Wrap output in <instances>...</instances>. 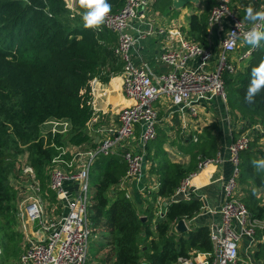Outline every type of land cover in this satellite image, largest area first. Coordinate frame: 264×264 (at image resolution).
I'll return each mask as SVG.
<instances>
[{"label":"trees","instance_id":"obj_1","mask_svg":"<svg viewBox=\"0 0 264 264\" xmlns=\"http://www.w3.org/2000/svg\"><path fill=\"white\" fill-rule=\"evenodd\" d=\"M230 1L244 5L238 13L246 21H249L245 18L247 8L262 10L259 0ZM172 2L155 0L154 7L164 12L170 9ZM216 2L204 0V10L190 16L188 35L203 45L207 44L209 15ZM107 3L115 12L123 7L125 0H107ZM80 8L79 5L69 8L65 0H0V209L13 208L12 212L16 208L12 204L16 191L8 181V173L15 169L19 140L29 144L31 163L41 184L43 199L59 204L49 187L48 169L60 153L65 135L48 132L45 146L44 140L40 139L41 125L52 118L68 119L72 124L70 133L73 132L70 142H90L87 128L94 116L93 80L108 82L123 70L124 62L115 51L117 34L101 27L86 29L83 20L86 10ZM261 61H264V40L234 73L226 72L224 80L230 112L246 118L253 132L249 147L240 153L238 183L245 193L242 200L253 217L264 219V201L259 196L260 190H264V168L253 164L254 160L264 159L261 143L264 137V87L252 103L245 100L252 78L251 69ZM257 124L261 125V131L253 128ZM213 129L214 124H209L197 140L188 138L177 144L190 156L187 164L170 160L163 148L166 135L157 131L156 138L148 144V158L160 183L157 190L149 193L152 200L147 202L145 220L124 189L114 192V200L108 197V192L127 172L122 154L96 157L91 167L93 177L90 175L96 183L93 191L95 214L91 218L96 224L103 218L111 227L115 258L110 264H141L143 256L149 264H176L180 256H189L193 251H213L208 226L190 228L186 232L173 229L180 219L190 220L200 211L199 199L170 200L166 212L154 222L158 199H171L181 182L201 161L218 154L219 138ZM64 157L67 159L68 155ZM257 235H264V229L258 230ZM0 246L3 245L0 243ZM3 254L6 255L5 247L0 256ZM12 254L17 256L18 252ZM256 255L264 259V242L259 245Z\"/></svg>","mask_w":264,"mask_h":264},{"label":"built area","instance_id":"obj_2","mask_svg":"<svg viewBox=\"0 0 264 264\" xmlns=\"http://www.w3.org/2000/svg\"><path fill=\"white\" fill-rule=\"evenodd\" d=\"M154 2L155 0H125L118 11L110 10L100 26L117 34L115 51L124 62L123 90L134 102L119 111L117 127L108 131L94 128L97 132L106 133L98 145L89 147L85 152H77L71 160L64 157L67 155L64 151L53 158L49 187L55 192L63 210L51 223L45 218V200L36 170L30 164L24 166V172L32 178L35 185L33 192L24 196V205L17 215L33 224L31 235L34 233V236L28 237V243L20 256V264H87L88 240L94 231L89 217L90 175L96 157L99 154L121 153L128 166L121 183L140 180L147 146L157 136L159 114L154 102L166 97L174 106L188 110L192 116L198 114L194 99L217 96L226 103L224 74L234 73L239 62L247 59L261 46L262 40L259 47L248 45L244 40V33L254 27L264 31V21H246L240 17L230 0H217L211 9L208 26L226 21L227 29L221 38L219 54L214 57L210 47L178 31L179 48L167 50L160 57L171 69L154 78L147 64L139 66L132 61L130 49L134 45V38L126 31L131 21L144 14L140 15V8L143 7L146 12L154 6ZM78 5V0H74L73 8ZM238 50L242 52L235 61L232 55ZM190 61H195V64L189 65ZM97 81L98 79H94L93 84ZM96 121L97 118L93 116L89 126H94ZM47 122L55 125L50 124L49 132L53 134L65 133L72 128L68 119L52 118L44 123ZM57 124L58 127L55 128ZM253 128L259 130L258 125ZM138 130L141 150L136 152L122 149V144L134 137ZM250 130L243 131L229 147V161L233 169L225 183V201L219 210L221 222L211 230L214 249L201 264H238L241 237L255 236L257 230L264 229V219L253 217L242 198L236 196L240 153L252 141ZM222 161L220 154L201 161L197 169L181 182L175 195L187 196L192 178L210 164ZM177 263L195 264L191 256H180Z\"/></svg>","mask_w":264,"mask_h":264},{"label":"crops","instance_id":"obj_3","mask_svg":"<svg viewBox=\"0 0 264 264\" xmlns=\"http://www.w3.org/2000/svg\"><path fill=\"white\" fill-rule=\"evenodd\" d=\"M259 1L261 3L260 7L263 10L264 0ZM230 2L232 6L234 5L236 7L237 11L244 7L239 1ZM203 10L195 11L194 13L199 14ZM190 16L187 23L184 16L181 15L178 19L173 18L166 14L165 11L161 12L157 10L154 6L147 9L146 12L144 10V14L131 21L126 30L134 38V45L130 49L132 61L139 66L147 64L154 78L159 77L163 72L169 71L171 67L160 59L161 54L167 50L179 48L178 31L184 34V36L190 37L188 35L190 29ZM226 29V21L208 26V33L205 37L207 44L205 46L212 49L214 57L220 52L221 38L225 35ZM239 55H237L236 52L232 57L236 61ZM194 64L195 61L189 62V65ZM92 90L94 117L97 118V121L94 123V126H89L87 128V132L91 138V141L88 142L89 147H95L106 136V133L97 132L94 128H101L108 131L117 127L119 125V111L134 102L124 93L122 72L113 76L108 82L98 80L93 84ZM158 101L159 102L155 105L159 114L157 131L161 130L166 135L167 139L163 148L168 153L170 160L182 164L189 163L190 156L181 151L177 144L188 138L197 140L199 135L204 134L209 124H214V129L212 131L218 135V154H220L223 161L221 163L210 164L194 176L191 180L192 186L187 196H177L174 193L171 199L159 198L155 206L156 217L154 222L166 212L167 205L164 204L165 202L169 203L170 200L177 201L180 199H199L202 204L200 211L190 220H186V224L189 229L205 225L212 230L221 222L219 210L225 201V183L233 169L229 161V147L243 131L250 130V124L246 118L232 115L228 103H225L217 96L210 99H194L198 108L197 116H192L186 109L181 110L177 108L166 97ZM257 125L261 131V125ZM250 131L253 133L252 130ZM139 135L140 131L138 130V133L123 143L121 148L139 152L141 150V146L138 143ZM262 139H264V137ZM148 153L147 146L143 162V176L140 180L121 183V179L120 182L108 192V197L114 200L116 196L114 192L119 189H125L127 191V196H129L130 199L133 198L136 206L139 207L138 211L143 217H146L144 212L147 207V202L152 200L149 193L157 190L160 183L159 176L152 170L153 163L148 158ZM244 195L245 193L242 187L238 185L236 196L243 198ZM259 196L264 201V190H260ZM92 227L95 231L93 223ZM153 228L155 229V227ZM31 231H33V228ZM31 236H34V233H32ZM262 242H264V235L258 236L257 233L252 237H241L238 264H264V259L258 258L256 255L259 245ZM209 253L210 252L193 251L189 256L193 258L195 264H201L203 260L209 257ZM145 260L146 261L141 262V264H149L146 257ZM111 262L112 261H102L103 264H110Z\"/></svg>","mask_w":264,"mask_h":264},{"label":"rangeland","instance_id":"obj_4","mask_svg":"<svg viewBox=\"0 0 264 264\" xmlns=\"http://www.w3.org/2000/svg\"><path fill=\"white\" fill-rule=\"evenodd\" d=\"M202 1L199 6H195L192 3L185 5L180 9H168L165 11L166 14L170 15L173 18H180L181 15L184 16L185 21L188 23L189 16L195 11L203 10L204 6L202 5ZM81 9V8H80ZM82 10V9H81ZM188 27V26H186ZM240 50L237 51V55L240 54ZM241 63V62H239ZM164 97L159 100H163ZM159 101L154 102V106ZM52 126L54 124L50 123ZM48 122L43 123L41 125L40 130V139L44 140L45 146L47 145L48 132L51 130V125ZM58 127V124L55 128ZM61 127V126H60ZM71 130V129H70ZM67 131L63 133L65 136L62 139V145L59 148L60 151H64L68 155V159H73L76 156L77 152H85L89 149L88 143H80L74 144L70 142V137L72 133L71 131ZM261 143L264 145V139L261 140ZM18 156L17 161L15 163V169L8 173V181L10 185L16 191V199L13 201L15 211L11 210L13 208L2 207L0 209V243L3 245L2 249L5 247L6 255L0 256V264H20V256L24 251L27 243L28 237H31V229L33 228V224L26 221L25 219L20 218L17 213L24 204L22 201L24 196L33 192L34 182L32 178L24 172V166L31 163L30 152L28 150L29 144H23L22 140L18 141ZM13 152V151H12ZM77 160V159H76ZM33 166V165H32ZM63 166H65L63 164ZM34 167V166H33ZM48 169V173L50 174L52 171ZM91 176L93 177V171L91 170ZM91 177V178H92ZM96 183L94 180H90V198H89V217L92 220L95 231L91 233L88 240V261L87 264H103L102 261H113L115 258V251L111 242L112 232L110 231V225L103 221V218L100 221V224H96L91 218V215L95 214V201L93 196V191ZM45 199V198H44ZM133 200V198H131ZM44 203V211L46 220L51 223L55 218H57L63 208H60L59 204H51V201L46 200ZM136 205V204H135ZM5 206V205H4ZM139 207H137L138 209ZM16 216V218H15ZM98 225V226H97ZM153 227V226H152ZM94 230V229H93ZM18 252V255L15 256L12 253ZM1 255V254H0ZM145 256L142 258V262H145Z\"/></svg>","mask_w":264,"mask_h":264},{"label":"clouds","instance_id":"obj_5","mask_svg":"<svg viewBox=\"0 0 264 264\" xmlns=\"http://www.w3.org/2000/svg\"><path fill=\"white\" fill-rule=\"evenodd\" d=\"M78 4L86 10L83 13L84 27L86 29H98L104 23L106 15L111 10L107 0H78ZM245 18L252 22L264 21V10H254L249 7L246 9ZM236 27L238 28L239 24ZM244 40L253 48L259 47L260 41L264 40V31L254 27L244 33ZM251 77V83L245 94V100L248 103H252L256 94L264 87V61H261L258 66L251 69ZM253 164L257 168H264V159L254 160Z\"/></svg>","mask_w":264,"mask_h":264},{"label":"water","instance_id":"obj_6","mask_svg":"<svg viewBox=\"0 0 264 264\" xmlns=\"http://www.w3.org/2000/svg\"><path fill=\"white\" fill-rule=\"evenodd\" d=\"M65 2L67 3V6L69 8H73L74 5V0H65ZM192 3L195 6H199L201 3V0H173L172 5L170 7V9H180L182 7H184L185 5ZM144 12V8L141 7L140 8V15ZM165 205H168L167 202L164 203ZM143 220L146 219V217H142ZM188 225L186 224V220L185 219H180L174 226V230L176 232H186L188 231Z\"/></svg>","mask_w":264,"mask_h":264}]
</instances>
